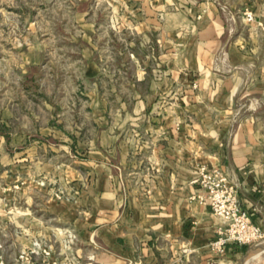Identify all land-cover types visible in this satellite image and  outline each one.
<instances>
[{"label":"crops","instance_id":"crops-1","mask_svg":"<svg viewBox=\"0 0 264 264\" xmlns=\"http://www.w3.org/2000/svg\"><path fill=\"white\" fill-rule=\"evenodd\" d=\"M88 1L64 43L32 24L13 39L0 30V138L18 146L20 175L34 161L32 176L51 181L14 190L39 210L21 222L40 229L0 264L242 259L247 246L209 249L223 220L190 199L191 180L220 166L264 228V0ZM107 48L128 90L107 91Z\"/></svg>","mask_w":264,"mask_h":264},{"label":"rangeland","instance_id":"rangeland-1","mask_svg":"<svg viewBox=\"0 0 264 264\" xmlns=\"http://www.w3.org/2000/svg\"><path fill=\"white\" fill-rule=\"evenodd\" d=\"M96 0H91V5L98 8V4H94ZM89 5L86 0H0V30L10 32L12 39L18 33H22L25 24H32L27 29L38 28V34L43 39H56L59 42H65L67 36V27L77 25V20L72 17V9H83ZM3 10V11H2ZM98 19V18H97ZM96 19V20H97ZM56 36H54V35ZM18 37V36H17ZM4 49L0 48V60L4 55ZM10 51V50H8ZM14 52L15 50H11ZM114 48L103 50L106 57L108 72L111 77L106 80V89L110 92L112 89L122 86L124 90L129 89L130 80L116 81L114 72L116 64L114 63ZM65 55L59 51L56 57ZM125 57V56H124ZM3 80V64L0 63V85ZM123 83V85H121ZM4 135V129L0 126V136ZM3 143L0 138V255L12 256L17 253L22 247V241L19 239L23 232H34L35 229H40L34 224H24L21 221L33 218L38 215L35 208L27 207L24 204L22 194L14 191L22 184H34L40 181L42 184H50L49 177L35 178L32 176L36 165L32 161H27V165L31 169L32 175H20L21 167L18 166L21 161L11 160L10 156L18 153V146ZM14 157L12 156V159ZM9 163L11 165H9ZM11 191V192H10ZM80 194H74L73 198L77 200ZM251 245H247V251ZM260 258V259H259ZM264 264V252L246 255L242 259H236L231 264H259V261Z\"/></svg>","mask_w":264,"mask_h":264},{"label":"built area","instance_id":"built-area-1","mask_svg":"<svg viewBox=\"0 0 264 264\" xmlns=\"http://www.w3.org/2000/svg\"><path fill=\"white\" fill-rule=\"evenodd\" d=\"M244 16L247 20L254 18L251 11H245ZM191 183L195 189L190 199L207 205L223 220L216 236L209 243L211 252L224 254L230 245L247 246L264 241V228L254 222L249 210L241 202L238 188L220 166L200 164ZM70 239L68 243L71 242ZM36 244L46 256L51 255L50 245L42 246L39 242ZM20 258L21 264H28L27 254L22 253Z\"/></svg>","mask_w":264,"mask_h":264},{"label":"water","instance_id":"water-1","mask_svg":"<svg viewBox=\"0 0 264 264\" xmlns=\"http://www.w3.org/2000/svg\"><path fill=\"white\" fill-rule=\"evenodd\" d=\"M263 250H264V241L251 245L250 248L248 249V253L254 254L261 252Z\"/></svg>","mask_w":264,"mask_h":264},{"label":"bare ground","instance_id":"bare-ground-1","mask_svg":"<svg viewBox=\"0 0 264 264\" xmlns=\"http://www.w3.org/2000/svg\"><path fill=\"white\" fill-rule=\"evenodd\" d=\"M260 259V258H259Z\"/></svg>","mask_w":264,"mask_h":264}]
</instances>
